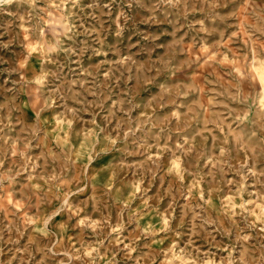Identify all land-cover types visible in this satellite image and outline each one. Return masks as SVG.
<instances>
[{
	"label": "rangeland",
	"instance_id": "1",
	"mask_svg": "<svg viewBox=\"0 0 264 264\" xmlns=\"http://www.w3.org/2000/svg\"><path fill=\"white\" fill-rule=\"evenodd\" d=\"M0 264H264V0H0Z\"/></svg>",
	"mask_w": 264,
	"mask_h": 264
}]
</instances>
